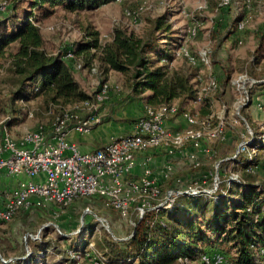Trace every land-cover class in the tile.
<instances>
[{
	"label": "rangeland",
	"instance_id": "374dc122",
	"mask_svg": "<svg viewBox=\"0 0 264 264\" xmlns=\"http://www.w3.org/2000/svg\"><path fill=\"white\" fill-rule=\"evenodd\" d=\"M14 1L0 0V5L9 6ZM219 2L220 0H116L94 10L79 13H70L57 7L53 15L39 18L45 38L44 49L53 55L72 46L77 48L78 43L88 37V32L93 31L100 34L104 44L111 42L117 31L145 37L153 28V21L161 16H165L166 22L171 26V35L176 38L175 49L182 42V45L195 56L205 49L212 51L211 68H205L202 64L191 66L184 58H176L172 63L175 70L191 77L193 83L198 82L197 76L201 74V71L204 76L212 74L218 78L219 82L221 80L220 90L208 98L210 104L208 110L209 115L214 114L216 117L223 107L226 108L224 139L206 140L203 150H194L190 156L186 155L189 152L187 147L182 156L172 160L175 166L172 175L181 176L179 178L184 181V184L193 186L198 191H210L199 195L204 196L201 198H205V201L210 200L212 194L219 191L220 183L217 188L214 187L216 165L219 167V182H221L223 174L231 176V171L236 166L234 160L241 143L249 142L256 136L260 138V141H257L260 142L259 148L251 147L255 146L253 143L249 149L262 155L264 148V44H261L264 36V0H232L227 14L218 9ZM22 6H28L25 0ZM129 11L137 13L136 22L126 15ZM238 14L243 15L245 22V30L241 38L230 31L232 22ZM193 27L197 28V36L191 38L189 30ZM159 36L166 38L163 35ZM240 40H242L241 43H239ZM160 43L163 48L165 41L162 40ZM15 49V45H12L9 52L13 54ZM78 58L82 62L85 61L87 67L95 68L99 72L80 71L74 75L82 89L89 95L94 94L98 83L102 80L108 81L113 86L115 95L124 93L126 88L129 89L130 81L127 77L117 74H112L110 80L106 77L107 73L100 61V56L95 55L91 58L78 56ZM12 61L11 56L0 61V102L4 103L3 109L0 110V121L9 116L11 131L16 137H20L26 132L35 130L37 126L50 124L56 112L54 110H59L64 105L51 108L45 98L39 97L25 106L22 105L24 109L22 115H13L10 107L5 103L10 93L16 89V79L9 72ZM82 72L88 81L84 82L77 74ZM241 75H246L250 80H259L260 83L252 85L250 81L247 82L250 104L238 116L234 105L238 94L233 82ZM75 104L64 106V109H73ZM175 104L181 109L191 110L198 113L200 117H205L201 115L203 103L175 101ZM30 112L33 113V118H29ZM260 161L259 167L255 168V177L257 182L264 184V155ZM197 163L203 164L204 169L200 172H195L191 168ZM234 182L237 181L228 182L227 188L231 191L238 190L233 186ZM182 196L189 198L194 195L187 193ZM200 204L203 205L202 201ZM211 204L212 202L209 206ZM88 206L92 213L85 214ZM184 214L188 216L187 212ZM96 217L105 218L109 229L102 226ZM133 231L134 227L130 220L124 219L117 211L107 207L103 200L82 198L63 209L53 207L34 209L20 213L9 223L0 222V257L8 260L20 254L23 259L28 258L32 255L29 247L39 241L48 243L46 259L49 264H53L68 258L71 243L88 242L85 248L87 255L79 256L75 260L79 264H102L103 256L95 252L100 250L99 244L107 238L125 240ZM30 235H34V239ZM94 243L95 246H91ZM54 246L58 251L53 252ZM78 252H81L80 248Z\"/></svg>",
	"mask_w": 264,
	"mask_h": 264
},
{
	"label": "trees",
	"instance_id": "16d2710c",
	"mask_svg": "<svg viewBox=\"0 0 264 264\" xmlns=\"http://www.w3.org/2000/svg\"><path fill=\"white\" fill-rule=\"evenodd\" d=\"M114 1L25 0L28 6H22L23 0H15L5 10L0 5V61L12 57L9 72L16 79V89L5 101L13 115H22V105L39 97L45 98L51 108L91 99L75 79L73 63L45 51L39 18L53 15L57 7L79 13ZM230 7L221 10L227 14ZM31 18L38 25L32 24ZM165 19L161 16L153 21V28L145 37L117 31L107 44L101 43L98 32H88V37L74 47L77 59L78 56H100L105 72L114 71L127 77L130 92L144 101L145 106L157 108L175 104V101H193L197 83L172 67L176 59V38L171 35V26ZM242 20V14L234 18L230 27L232 34L237 33V24ZM162 40L165 41L163 48ZM261 44H264V36ZM12 45L16 47L13 54L9 52ZM82 63L84 71L90 73L92 68L87 67L85 61ZM203 104L201 115L208 116L209 99ZM3 105L0 102V110ZM64 106L54 110L53 118L62 114ZM182 110L179 107V112ZM254 141L258 143L260 138L255 136ZM263 155L264 148L262 155L256 153L253 159L248 153L236 156L231 175L236 173L238 176V181L233 184L238 190L227 188L231 176L223 174L219 191L213 193L215 195L212 194L210 200L205 201L201 198L204 196H180L173 208L159 214L155 222L154 213H147L142 220L133 217L135 226L129 238H107L95 252L101 254L108 264H179L180 260L199 264L204 253L221 254L226 264H264V253H261L264 251V184L257 182L255 177V168L259 167ZM202 166L191 168L200 172L204 169ZM177 177L181 176L172 175L162 188H170ZM184 212L188 216H184ZM86 243L73 242L69 248L74 252L80 248L78 256L85 257ZM29 248L32 255L28 258L23 259L20 254L10 260L0 257V264H49L46 259L48 243L36 241ZM55 251H58L56 246ZM67 257L53 264H78L75 258L68 254Z\"/></svg>",
	"mask_w": 264,
	"mask_h": 264
},
{
	"label": "built area",
	"instance_id": "2783aa9c",
	"mask_svg": "<svg viewBox=\"0 0 264 264\" xmlns=\"http://www.w3.org/2000/svg\"><path fill=\"white\" fill-rule=\"evenodd\" d=\"M231 5L232 0H220L218 9ZM5 7L6 5L2 6V9ZM126 15L136 22V12L129 11ZM30 22L38 25L33 18ZM244 30L245 22L242 20L237 24L236 31L242 33ZM196 36L197 28L193 27L189 30V37ZM174 51L176 58L186 59L191 66H212V51L209 49L202 50L195 56L181 42ZM57 55L71 61L74 71L85 70L82 61L77 59L73 46ZM92 71L98 72L95 68ZM197 81L196 95L192 101L194 104L203 103L220 89L218 78L212 74L204 76L201 71ZM248 81L252 85L260 83L259 80L248 79L246 75L239 76L233 82L238 94L234 103L238 116L250 104ZM114 92L113 86L102 80L91 99L75 104L73 109H65L62 114L53 118L50 126L42 124L20 137H16L11 131L9 116L0 121V173L10 178H24L19 180L15 188L0 190V200L3 201V208L0 209L1 222L9 223L20 213L34 209H63L78 199L98 198L124 219L130 220L134 227L133 217L142 220L147 213H154L155 222L159 214L172 209L175 201L183 194L199 196L210 192L198 191L193 186L184 184L181 178H177L174 185L164 190L153 179L150 162L156 151L173 156L187 147L193 151H201L206 140H223L226 108L223 107L216 117L214 114L200 117L198 113L187 109L179 112L176 104L157 108L145 106L143 115L135 121L131 133L111 139L100 149L83 152L77 144L69 141V134L74 131L87 135L100 125L102 110ZM28 115L29 118L34 116L32 112ZM174 120H181L184 125L175 129L169 125ZM253 143L254 137L249 142L241 143L237 154L248 153L249 158L253 159L256 153L249 149ZM255 144L260 146L259 142ZM141 156L142 173L138 179H132L130 176L139 165L138 159ZM198 165L201 164H194ZM215 168L217 173L214 187L217 188L220 183L218 165ZM172 172L173 168L168 166L165 178L169 179ZM230 181H238V176L232 174ZM88 213H92L89 206L85 209V214ZM96 219L109 229L105 218ZM30 236L34 239V235ZM91 246H95V243ZM68 253L71 258L79 257L78 252ZM226 262L221 254L204 253L199 264ZM102 264H108L104 257ZM179 264L190 262L180 260Z\"/></svg>",
	"mask_w": 264,
	"mask_h": 264
},
{
	"label": "crops",
	"instance_id": "0c3cea01",
	"mask_svg": "<svg viewBox=\"0 0 264 264\" xmlns=\"http://www.w3.org/2000/svg\"><path fill=\"white\" fill-rule=\"evenodd\" d=\"M236 34H238L241 38L243 32H237ZM100 41L101 43H103L101 40V36ZM96 58L97 56L95 57V59ZM83 73L84 72L77 74L80 75L81 79L84 82H86L88 81V79ZM112 74L122 76V74L120 73L111 71L106 74V77H108V79L110 80ZM145 105V102L140 100L139 97L132 95V93L130 92V88H126V91L124 93H120L117 95H115L114 92L111 96V99L107 102L105 108L102 110V123L98 125L90 134L87 135H82L71 131V133L69 134V141L77 144L83 152H89L100 149L111 139L131 133L133 124L139 117L143 115ZM169 125L175 129H178L182 125H184V123L181 120H174ZM185 150L186 148L180 151L179 153L174 154L173 156H169L163 151L153 152V158L150 162V166L153 169L152 176L153 179L163 188L166 186V182L168 181V179L165 178L167 167L171 166L172 168H175L174 164L172 163V160H176L180 156H182ZM188 151L189 154L186 153V155L190 156V153H192L193 150L192 148L188 147ZM142 160L143 156L139 157V165L136 167L130 178H139L142 173V165L140 164ZM21 179L24 178H10L7 177L5 174L0 173V190H10L15 188L19 180ZM1 208H3L2 200H0V209Z\"/></svg>",
	"mask_w": 264,
	"mask_h": 264
}]
</instances>
